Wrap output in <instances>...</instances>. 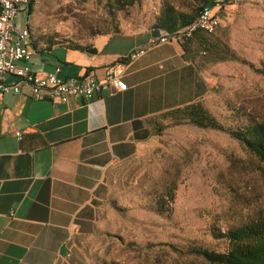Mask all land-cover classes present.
Returning <instances> with one entry per match:
<instances>
[{
	"label": "rangeland",
	"instance_id": "1",
	"mask_svg": "<svg viewBox=\"0 0 264 264\" xmlns=\"http://www.w3.org/2000/svg\"><path fill=\"white\" fill-rule=\"evenodd\" d=\"M158 5H177L190 21L203 2L141 0L116 10L108 0H36L31 36L36 45L87 46L114 25L149 24ZM219 16L213 33L188 44L210 80L199 102L224 129L198 127L172 110L159 115L134 156L103 179L93 227L72 239L78 264H214L196 250L224 252L228 230L264 224V160L230 133L264 129V76L256 71L264 63V0H235Z\"/></svg>",
	"mask_w": 264,
	"mask_h": 264
},
{
	"label": "crops",
	"instance_id": "2",
	"mask_svg": "<svg viewBox=\"0 0 264 264\" xmlns=\"http://www.w3.org/2000/svg\"><path fill=\"white\" fill-rule=\"evenodd\" d=\"M163 8L153 18L148 13L149 24L138 29L125 24L95 37L93 53L36 45L30 31V67L37 74L59 69L62 78L93 72L100 79L113 62L148 43ZM32 15L33 7L21 12L17 25L30 30ZM123 79L126 90L103 89L91 102L36 99L28 87L0 94V264H78L72 239L93 227L107 172L134 156L159 115L201 101L210 86L177 42L127 59Z\"/></svg>",
	"mask_w": 264,
	"mask_h": 264
},
{
	"label": "built area",
	"instance_id": "3",
	"mask_svg": "<svg viewBox=\"0 0 264 264\" xmlns=\"http://www.w3.org/2000/svg\"><path fill=\"white\" fill-rule=\"evenodd\" d=\"M234 1H215V5L202 7L199 25L177 34L162 33L159 37H152L147 44L133 50L128 59L137 58L148 48L160 43L183 42L196 31L213 33L220 23V10ZM35 3L36 0H0V94H18L28 87L33 98L67 103L73 97L91 102L103 89L112 92L126 90L124 60L113 62L100 79L93 72L83 77L69 78L60 77L59 69L42 74L33 72L30 67L33 53L26 37V23L23 27L18 26L17 17ZM8 77H14L15 80L8 82ZM16 134L19 136V133Z\"/></svg>",
	"mask_w": 264,
	"mask_h": 264
},
{
	"label": "trees",
	"instance_id": "4",
	"mask_svg": "<svg viewBox=\"0 0 264 264\" xmlns=\"http://www.w3.org/2000/svg\"><path fill=\"white\" fill-rule=\"evenodd\" d=\"M201 1L203 5L200 7L199 11L204 6L212 5L215 0ZM108 2L109 5L114 6L116 10H121L128 6H133L141 2V0H108ZM32 7L33 5L31 4L29 13L32 11ZM195 18L196 17L189 21L185 19L182 13L174 10L171 5H167L159 12L155 26L172 33L188 25ZM111 29L113 33L118 31L116 25ZM200 32L205 35L211 34L201 30L196 31L192 37L197 36L196 34ZM98 34L102 33L98 32ZM191 38L185 40L181 44L183 46L184 56L195 61L188 44V40ZM204 41L205 40H201V44H204ZM69 48L90 53L95 52V49L90 45H74ZM256 71L264 76V63L261 67L257 68ZM172 111L178 113L179 118L186 119L198 127L224 129L217 119L200 102L175 108ZM230 133L248 150L264 160V129L261 126H250L245 128L242 132L231 131ZM226 238L228 240V249L224 252L209 251L203 248H198L196 252L203 256L204 259L214 264H264V224L262 222L254 221L244 227L228 230Z\"/></svg>",
	"mask_w": 264,
	"mask_h": 264
},
{
	"label": "bare ground",
	"instance_id": "5",
	"mask_svg": "<svg viewBox=\"0 0 264 264\" xmlns=\"http://www.w3.org/2000/svg\"><path fill=\"white\" fill-rule=\"evenodd\" d=\"M215 1H221V0H215ZM215 1L212 5H215ZM212 5H207V6H204V7H209V6H212ZM202 20V9L199 11L198 15L196 16V18L191 22L189 23L188 25L184 26L183 28L179 29L178 31H175V32H172V33H169V32H165L167 34H177V33H180V31H184V30H191L194 25H199L200 21ZM162 33H163V30H162ZM30 36V30H29V27L27 26L26 27V37H27V40Z\"/></svg>",
	"mask_w": 264,
	"mask_h": 264
},
{
	"label": "water",
	"instance_id": "6",
	"mask_svg": "<svg viewBox=\"0 0 264 264\" xmlns=\"http://www.w3.org/2000/svg\"><path fill=\"white\" fill-rule=\"evenodd\" d=\"M151 33H152L153 37H159V36L162 34V30L159 29V28H157V29H153V30L151 31Z\"/></svg>",
	"mask_w": 264,
	"mask_h": 264
}]
</instances>
